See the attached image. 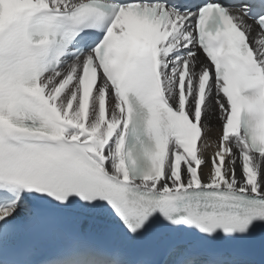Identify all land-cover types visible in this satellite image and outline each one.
<instances>
[{"label": "snow or ice", "instance_id": "snow-or-ice-1", "mask_svg": "<svg viewBox=\"0 0 264 264\" xmlns=\"http://www.w3.org/2000/svg\"><path fill=\"white\" fill-rule=\"evenodd\" d=\"M0 264H264V0H0Z\"/></svg>", "mask_w": 264, "mask_h": 264}]
</instances>
